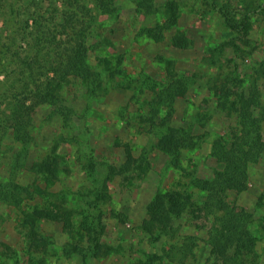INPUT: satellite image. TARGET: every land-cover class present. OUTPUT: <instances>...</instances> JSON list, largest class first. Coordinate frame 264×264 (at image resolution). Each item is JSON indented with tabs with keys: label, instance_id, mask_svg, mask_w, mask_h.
Wrapping results in <instances>:
<instances>
[{
	"label": "rangeland",
	"instance_id": "obj_1",
	"mask_svg": "<svg viewBox=\"0 0 264 264\" xmlns=\"http://www.w3.org/2000/svg\"><path fill=\"white\" fill-rule=\"evenodd\" d=\"M219 1L235 15L260 6L261 14L254 19L249 35L243 37L226 28L221 16L210 7L211 0H176L180 15L175 31L183 32L192 41V46L183 51L171 46L174 31L167 33L160 44L138 37L141 29L165 21L167 0H156L157 13L148 17L135 12L133 0H116V13L97 19L88 43L87 62L101 74L105 91L93 97L84 85L72 82L63 91V106L71 110L67 122L62 116H54L48 106L38 109L31 129L28 172L21 180L31 183L32 165L47 156L61 159L69 174L60 173L52 192L58 198L65 196L69 208L81 213L94 201L95 194L103 191L109 167L123 163L124 145L132 149L135 158L144 155L150 169L145 175L134 172L107 183L104 190L109 201L99 202L98 211L91 217L95 225L103 227L101 243L108 249L97 258L90 254L85 259L66 256L64 248L70 243V236L52 223H42L39 228L51 242L47 252L28 257L19 211L0 203V243L6 247L0 264H214L206 246L212 218L194 221L185 217L175 224L173 238L159 241L150 238L142 224L147 220L148 203L158 193L187 192L202 204L205 194L195 190L191 180H211L213 173L221 169L211 159V146L217 138H226L238 122L236 117L228 118L218 109L214 83L229 81L232 87V81L239 80L245 88L257 82L264 106V0ZM226 43L231 46H224ZM100 60L109 61L111 69H118L121 74L108 79ZM169 61L190 84L186 98L175 106L173 126L195 128L198 137L191 148L181 153L183 171L173 168L156 151L154 138L141 130L140 117L151 99L149 87L164 81ZM4 80L1 76L0 81ZM262 133L264 138V123ZM11 160L10 152L5 150L0 161V181H8ZM89 161L97 165V174L87 170ZM228 202L253 215L250 230L257 239L255 264H264V154L250 169L247 190L239 195L230 193ZM81 219L82 215H76L74 222ZM187 237L195 238L197 248L193 256L183 260L174 247H180Z\"/></svg>",
	"mask_w": 264,
	"mask_h": 264
},
{
	"label": "trees",
	"instance_id": "obj_2",
	"mask_svg": "<svg viewBox=\"0 0 264 264\" xmlns=\"http://www.w3.org/2000/svg\"><path fill=\"white\" fill-rule=\"evenodd\" d=\"M133 1L136 13L145 17L157 13L156 0ZM210 7L221 16L226 28L243 37L249 35L254 19L261 14L259 6L235 15L219 0H211ZM116 10V0H0V77L5 79L0 81V161L5 150L12 157L11 175L8 181H0V203L19 211L25 254L30 258L45 254L51 245L39 232L42 223L59 225L69 234L70 243L64 248L66 256L77 255L83 259L88 254L95 258L104 256L108 249L101 243L103 227L95 225L91 217L98 211L99 202L109 201L105 191L107 183L134 172L145 175L150 169L144 155L135 158L132 149L124 145L123 163L109 167L103 191L97 192L94 201L81 213L69 208L65 196L58 198L52 192L60 173L69 174L61 159L47 156L32 165L29 174L34 180L31 183L21 180L28 172L26 167L33 142L31 129L38 109L48 106L54 116H62L67 122L71 110L63 106V91L72 82L84 85L93 97L104 93L101 74L87 62L88 43L97 19L112 16ZM179 15L176 0H167L165 21L141 29L138 37L160 44L167 33L174 31L170 37L173 49H189L191 39L175 31ZM100 62L108 79L121 74L120 70L111 69L109 61ZM232 82V87L229 81L216 82L213 86L218 109L228 118L236 117L238 122L226 138H217L211 146V159L221 169L213 173L211 180L195 177L190 183L205 194V200L198 204L187 192L158 193L146 207L147 220L142 229L159 241L163 237L173 238L175 224L185 217L194 221L212 218L206 246L214 264H255L257 239L250 230L254 217L230 205L228 195H239L247 190L250 169L264 154V106L257 82L245 88L242 81ZM189 88V82L176 73L174 63L167 62L165 79L149 87L151 99L140 117L141 130L154 138L156 151L181 171V153L191 148L198 138L195 128L173 126L175 106L186 98ZM86 168L90 174H97L93 161H89ZM76 215H82L79 223L74 222ZM5 248L0 243V261L5 256L2 253ZM195 248V238L187 237L186 242L175 246L174 250L186 260L193 256Z\"/></svg>",
	"mask_w": 264,
	"mask_h": 264
}]
</instances>
